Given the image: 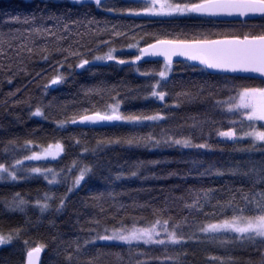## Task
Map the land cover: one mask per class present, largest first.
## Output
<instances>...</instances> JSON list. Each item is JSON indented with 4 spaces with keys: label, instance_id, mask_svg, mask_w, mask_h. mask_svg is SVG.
<instances>
[{
    "label": "trees",
    "instance_id": "1",
    "mask_svg": "<svg viewBox=\"0 0 264 264\" xmlns=\"http://www.w3.org/2000/svg\"><path fill=\"white\" fill-rule=\"evenodd\" d=\"M109 3L126 8L136 7L142 1L109 0ZM57 16L60 18L57 35L64 37L58 42L55 37L31 31L52 27L56 21L50 17ZM16 17L19 22L13 19ZM64 24L68 25L67 32ZM0 32H11L17 37L15 44L26 46L19 56L14 51H8V57L0 56V66L8 65L12 69V72L0 71V164L15 171L17 176L15 181H0V234L13 236L10 244L0 245V264H26V252L39 245L45 246L40 264H69V254L73 256L72 264H220L211 259L215 256L223 257L226 264L228 257L235 264L249 261L259 264V252L239 245L224 248L207 242L210 234L201 233L199 226L217 222L216 217L189 210L184 203L192 202L185 192L188 188L214 189L210 193L211 205L218 200L224 202L229 189H247L239 174L232 175L229 170L247 171L253 163L264 161V152L243 151L254 142L244 137V132L249 131L247 125L252 122L241 123L238 114L228 112L226 104L217 102L235 97L234 87H264V81L212 75L203 68L179 62L172 64V73L161 83L158 90L167 94L164 101H158L150 96L148 87L158 81V76L141 73H157L163 70L164 63L121 65L116 60L96 61L94 56L115 49L113 55L117 60L132 62L139 54L138 48L154 42L155 37L218 39L226 35L261 34L264 17L245 22L205 16L151 18L109 13L97 8L94 0H82L78 4L69 0H0ZM57 46L82 53L89 65L85 69L76 68L78 58L69 57L64 67H60L57 61H63L64 56L54 51ZM27 48L33 51L29 53ZM43 49L52 53L47 60L43 57L48 53ZM57 71L64 79L57 86L50 85V78ZM117 101L124 115L159 113L165 119L145 124L119 121L97 128L71 126L73 116L78 119L79 115L95 111L103 113ZM37 107L48 119L32 114ZM60 120L67 121L63 128L58 123ZM230 120L237 123L232 125ZM260 125L255 126L264 130ZM232 127L239 139H223L218 134ZM149 134L155 139L188 138L210 147L184 149L163 143L130 146L124 142L130 136ZM58 142L64 145L58 160L24 159ZM260 147L256 143V148ZM17 160L22 163L17 165ZM193 160L197 163H191ZM157 161L160 163H154ZM85 166L90 171L78 188H72ZM35 167L42 172L45 168L52 169L57 182L49 183L50 174L45 179V173L32 172ZM69 168L71 172L67 171ZM206 169L210 172L200 176ZM170 172L189 174V178H169ZM117 176L121 178L116 179ZM67 188L72 191L67 192ZM16 193L27 202L22 210L12 203ZM45 194L51 199H45ZM62 196H67L64 207L56 211ZM180 196L184 200L176 199ZM44 203L49 208L41 212L40 205ZM162 208L168 211L154 214L153 209ZM213 210L210 205L205 206L206 212ZM157 219L168 220L169 226L176 228L178 236L183 235L187 243L183 247L83 244L84 240L93 239L96 232L103 234L104 227L110 230L121 225L145 227ZM96 221L100 222L99 226ZM77 240L81 244L79 253L73 251Z\"/></svg>",
    "mask_w": 264,
    "mask_h": 264
},
{
    "label": "snow or ice",
    "instance_id": "2",
    "mask_svg": "<svg viewBox=\"0 0 264 264\" xmlns=\"http://www.w3.org/2000/svg\"><path fill=\"white\" fill-rule=\"evenodd\" d=\"M74 3H81V0H73ZM94 4L97 8H103V10L127 16H148V17H184V16H247L250 13L264 14V0H142V3L136 7H116L110 5L109 0H94ZM16 22H19V18H13ZM54 19L56 24L52 27L33 28L37 34H46L56 38V41L63 39L64 37L57 35V25L60 23V18L50 17ZM23 23H28L24 21ZM64 32L68 31V25H63ZM19 32V29H17ZM120 35L119 32L115 33ZM17 37L13 36L11 32H0V56L8 57V51H14L17 56L20 55L21 49L26 46L23 44H15L14 41ZM133 47V46H130ZM138 47V46H137ZM7 49V50H6ZM27 51L31 53L32 48H27ZM47 55L43 58L48 59V56L52 53L48 49H43ZM55 52L64 56L63 61H57L60 67H64L69 57H77L78 63L76 68L85 69L86 65H89L90 61L83 57V54L77 51H69L62 47L57 46L54 49ZM115 49H110L104 55L94 56L96 61H113L123 65L129 63L124 59H119L113 55ZM139 54L135 56L132 61L133 64L141 61L145 56L149 57H163V70L157 73L144 72L141 75L160 77L161 80H166L169 73L172 72V63L174 57H185L190 61H198L208 70H213L224 74H236V73H259L264 76V33L261 34H243V35H231L224 36L219 39L208 38H160L155 37L154 42L147 43L146 47L138 48ZM72 67L71 64L68 65ZM0 71L12 72L11 67L8 65L0 66ZM64 79L62 73L57 71L55 75L50 78V85L57 86ZM8 83H11V78H8ZM150 96L158 101H164L166 92L161 89L160 81H156L154 84H150ZM236 96H230L228 101L217 102L218 104L227 105V111L233 114H238L241 117V123L244 120L249 123L247 126L249 131L244 132V136H250L253 138L251 148L243 149V151H261L264 152V130H258L254 122H264V87H249L240 86L234 87ZM202 91V90H201ZM13 95V93H9ZM147 98V97H145ZM50 107V106H49ZM34 116L43 117L48 119L45 113L37 107ZM165 119L164 116L159 113L154 115H144L129 113L127 115L119 113V105H115L111 108L110 112L101 113L95 111L92 115H79V119L75 116L71 118V124L75 125L79 123L91 122L93 124L98 122H114L121 121L129 124H138L144 121H160ZM59 125L61 128L67 123L66 120H60ZM230 124L235 125V120H230ZM260 128H264V124L260 125ZM218 134L226 138H236L235 127L230 128L228 131H219ZM121 141H117L120 143ZM124 142L130 146H139L143 144L145 146H159L161 143L168 146H178L184 149H208L210 146L205 143H193L191 139H170L162 138L155 139L151 134L148 136H130ZM260 142L261 147L256 148V143ZM79 143V141H77ZM101 144L98 142L97 147ZM87 150V149H86ZM64 151V145L56 143L49 145L43 152H33L32 155L24 157L26 160H41L42 158L52 157L56 159ZM22 161L17 160L16 164H21ZM154 163H160L159 161ZM191 163L196 164L197 161L193 160ZM34 173H41L42 169L35 167L31 169ZM71 172V169H67ZM90 169L85 166L78 177H76L72 188H78L80 182L84 180L85 174ZM232 175L241 177V183L247 185L245 187L237 189H229V196L224 202L219 200L215 205H211L210 193L215 191L214 189H185L186 194L191 198L192 202L184 203V207L192 210L196 213L203 214L204 216L216 217L217 222L207 223L205 226H199L201 233L210 234L206 237L207 242L212 244H218L221 247L226 248L228 245H239L241 248L249 251L259 252L261 259L259 264H264V161L259 164L253 163L248 167L247 171H241L238 169L229 170ZM0 172H8V176L11 180L17 179L15 171H8L4 164H0ZM210 172V169H206L205 172L199 173L203 176ZM45 173L44 178L48 179L47 173H53L52 169H43ZM54 174V173H53ZM217 175H223L222 172H217ZM55 175V174H54ZM136 175L135 172L132 173ZM169 178L176 176L180 179L187 180L189 174L181 176L177 172L168 173ZM4 177L0 176V180ZM117 176L116 179H120ZM52 181H49L51 183ZM179 187V186H177ZM72 188H67V192H71ZM20 194L16 193L13 197L12 203L16 208H21L27 202L23 198H19ZM19 198V199H17ZM45 199H51L45 194ZM67 196L59 198V206L56 211L62 210L64 207V201ZM176 199L184 200V196L177 197ZM39 203V202H38ZM210 205L214 210L209 213L205 211V206ZM41 212L49 208V204L44 203L40 205ZM168 211V208L153 209L154 214L159 215L162 212ZM191 214V212H190ZM171 219V217H169ZM187 219V218H185ZM97 226L100 225L99 221L95 222ZM161 223L160 219H157L153 224L148 227L137 228L135 225L131 229H126L123 225L119 229H110L104 227V232H96L93 239L84 240V245H96V241H123L131 244L133 241H143L144 244L155 243L157 245H166L164 239H154L159 235L157 232V226ZM164 231L167 233L168 243L173 245H181L182 247L187 243L184 240L183 235L177 236L176 231H168V220L163 221ZM174 227L178 225L174 224ZM95 231V229H92ZM110 232V234H109ZM16 235H19V230H16ZM194 235V234H193ZM13 236L10 233L5 236L0 234V245L10 244ZM189 239H192L190 236ZM25 243H27L25 241ZM45 246L39 245L31 248L26 252L27 264H38L40 254ZM71 247V245H69ZM74 252L79 253L81 251V244L77 240L75 242ZM78 259V257H77ZM212 260L220 261V264H226L223 257L215 256L211 257ZM69 264L73 262V256L69 254L67 256ZM228 264H235L232 257H228ZM248 264H252L251 261Z\"/></svg>",
    "mask_w": 264,
    "mask_h": 264
},
{
    "label": "water",
    "instance_id": "3",
    "mask_svg": "<svg viewBox=\"0 0 264 264\" xmlns=\"http://www.w3.org/2000/svg\"><path fill=\"white\" fill-rule=\"evenodd\" d=\"M205 17H210L222 21H240V22H245V21H250V20H255L261 17H264V14L261 13H250L247 16H239V15H232V16H217V17H212V16H205ZM219 39V38H218ZM147 45L143 46L146 47ZM142 48V47H141ZM151 61H158V62H163V57H149L145 56L141 61L136 62L135 64H139L142 62H151ZM179 62H186L189 65L193 67H198V68H203L206 72L212 75H226V76H235V77H244V78H252V79H258V80H263L264 81V76H261L259 73H236V74H224V73H219L213 70H208L206 69L203 65H201L198 61H190L185 57H174L173 58V63H179ZM132 62L126 63V65H135ZM92 115V114H89ZM79 119V118H78ZM77 119V120H78ZM119 121H114V122H98V123H91V122H85V123H77L75 125L71 124L72 127H78V128H97L101 126H106V125H114L117 124ZM42 257V252L40 254L39 262L40 264ZM27 264V262H26Z\"/></svg>",
    "mask_w": 264,
    "mask_h": 264
},
{
    "label": "rangeland",
    "instance_id": "4",
    "mask_svg": "<svg viewBox=\"0 0 264 264\" xmlns=\"http://www.w3.org/2000/svg\"><path fill=\"white\" fill-rule=\"evenodd\" d=\"M57 1H61V0H57ZM69 1H73V0H69ZM82 1V0H81ZM137 1H142V0H137ZM144 17H148V16H144ZM151 18H163V17H151ZM172 71H173V65H172ZM172 73V72H171ZM171 73H169V75L171 74ZM168 75V76H169ZM168 78V77H167ZM166 78V79H167ZM158 81H160V83H162V82H164L165 80H161L160 79V77H158ZM158 90V89H157ZM153 98V97H152ZM226 101H228V100H226ZM119 105V113L120 114H122L121 113V109H120V104H119V102L117 101L116 103H114V104H111L110 106H109V108L107 109V110H105L103 113H106V112H110L111 111V108L113 107V106H115V105ZM121 122V121H120ZM152 122H158V121H144V122H142V123H138V124H145V123H152ZM125 123V122H124ZM255 123V125L256 124H258V123H260V124H264V122H254ZM129 124V123H128ZM257 128V127H256ZM258 129V128H257ZM259 130V129H258ZM221 138H223V139H230V140H234V139H232V138H226V137H222V136H220ZM244 137H250V136H244ZM240 137L239 136H237L236 135V138L235 139H239ZM252 140H253V138L252 137H250ZM257 144H259V145H261L260 144V142H256ZM54 145V144H53ZM46 148H48V146L47 147H45V148H43V149H41L39 152H43V150L44 149H46ZM62 155V153L58 156V157H56V159H53L52 157H46V158H42L41 160H37V161H56V160H58L59 158H60V156ZM8 171H12V170H8ZM41 173H43V172H41ZM44 174V173H43ZM47 174H50V176H51V179H49V181H52L51 183L52 184H54V183H56L57 182V180H56V175H54L53 173H47ZM52 174V175H51ZM0 176H3L4 178L2 179V180H5V179H7V180H11V178L8 176V172H0ZM1 181V180H0ZM148 226H150V225H148ZM148 226H145V227H148ZM133 227V226H132ZM132 227H127L126 229H131ZM135 227H137V228H143V227H138V226H135ZM164 224H163V221H161V223L157 226V232L159 233V235H157V236H155L154 237V239H164L165 240V242H166V245H173V244H170V243H168L167 241H168V237H167V233L164 231ZM167 228H168V231H176V228H171L170 226H169V224H167ZM111 231V230H110ZM177 232V231H176ZM109 234H110V232H109ZM203 234H205V233H203ZM177 236H178V234H177ZM179 237V236H178ZM96 242H103V243H120V244H128V243H126V242H123V241H110V242H108V241H96ZM138 243H142V244H144L143 243V241H133L131 244H128V245H132V244H138ZM145 245H148V246H160V245H157V244H155V243H152V244H145Z\"/></svg>",
    "mask_w": 264,
    "mask_h": 264
}]
</instances>
